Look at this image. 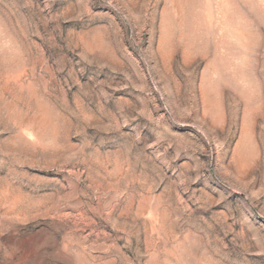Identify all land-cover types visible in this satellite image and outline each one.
<instances>
[{"label": "rangeland", "instance_id": "374dc122", "mask_svg": "<svg viewBox=\"0 0 264 264\" xmlns=\"http://www.w3.org/2000/svg\"><path fill=\"white\" fill-rule=\"evenodd\" d=\"M0 264H264V0H0Z\"/></svg>", "mask_w": 264, "mask_h": 264}]
</instances>
